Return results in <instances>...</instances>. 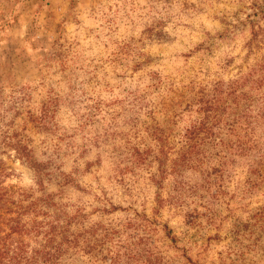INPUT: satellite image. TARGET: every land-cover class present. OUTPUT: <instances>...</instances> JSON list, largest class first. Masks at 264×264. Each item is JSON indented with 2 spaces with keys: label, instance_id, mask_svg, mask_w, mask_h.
Returning a JSON list of instances; mask_svg holds the SVG:
<instances>
[{
  "label": "rangeland",
  "instance_id": "rangeland-1",
  "mask_svg": "<svg viewBox=\"0 0 264 264\" xmlns=\"http://www.w3.org/2000/svg\"><path fill=\"white\" fill-rule=\"evenodd\" d=\"M262 110L264 0H0L1 264H264Z\"/></svg>",
  "mask_w": 264,
  "mask_h": 264
},
{
  "label": "trees",
  "instance_id": "trees-1",
  "mask_svg": "<svg viewBox=\"0 0 264 264\" xmlns=\"http://www.w3.org/2000/svg\"><path fill=\"white\" fill-rule=\"evenodd\" d=\"M233 91H232V93H233ZM234 97H236V96H234ZM217 106H219V105L216 104V107ZM45 107H47V106H45ZM227 110H229V108ZM210 111L212 112V114L207 115L206 120L204 122L202 121L198 125H194V128L191 129L190 131H187V133L185 134V136L188 139H194V147L197 145V143H201L204 139V138L199 136L200 132H204L207 135L208 134L214 135L215 133L213 132L212 127H220V124L223 122L222 118L220 117V115H217L215 110L210 109ZM45 112H46L45 110L42 111V114ZM260 115L264 116V110H262V113ZM242 116L247 117L246 115H243V114H241V115L237 114L236 115L237 118L235 117L233 119L232 123H239L240 120L243 119ZM46 118H47L46 114L39 115V117H37L35 119L37 126H39L40 124L42 126H44L46 124V122H45ZM209 119L215 120L213 122V124H211L212 125L211 127L208 125V122H207V120H209ZM251 120L252 119H249V118L247 120L243 119V121H246L245 126L242 128V130H245V134L243 136L246 137L247 139L241 140L240 137H238L239 136V133H238L237 138L234 141V143L230 142L229 143L230 146H229V144H227V149H228V147L232 148L233 152H235V154H244V155L255 156L258 160L257 165H259L260 163L264 164V145H259L258 142L255 141V137H253V134H255V131H254V127H253ZM225 122H227V121H225ZM228 129L232 133L236 132V130L234 128V124H230ZM249 130H250V132H249ZM193 132H194V137L192 135ZM207 138H209V137H207ZM213 141H214V139H213ZM218 141H217V143H215V145H213V148H216L218 146H222V144L220 145L219 143L223 142V140L220 139ZM223 147H225V146L223 145ZM15 149H16L18 155L20 156V158L23 159V161L25 163L30 165V167L35 171L34 173H36V176H37L39 174L38 170L41 167L42 163L32 159L33 158L32 157L33 151L31 149H28L26 146H22L21 142L17 143ZM262 172H264V171H262ZM37 177L39 178V176H37ZM260 177H261V179H264V173H261ZM29 209L33 210L36 214L40 213V211H39L40 209H37L35 206L24 209L23 212H29ZM42 225H43V223H40V225H36V227L34 226L33 227L34 231H29L24 227V225H20V232H23L24 234L26 233L28 235L33 233V235L31 237L39 236L40 233L43 232V237L45 239H47V241H44V243L43 242L40 243L39 246L34 247L32 249L26 248V246L24 244L21 245V247L17 253V257H18L19 262H23L24 264H57L58 263V260L61 258V255L64 252V249H63L64 244H59L57 246L48 245L49 242H51L52 239L54 238L53 231H49V232L40 231ZM1 257H2V253L0 252V264H1Z\"/></svg>",
  "mask_w": 264,
  "mask_h": 264
}]
</instances>
